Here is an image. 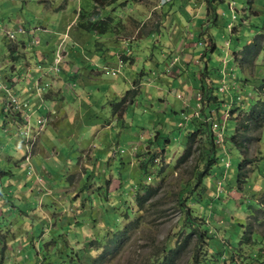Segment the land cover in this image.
<instances>
[{
  "label": "rangeland",
  "instance_id": "1",
  "mask_svg": "<svg viewBox=\"0 0 264 264\" xmlns=\"http://www.w3.org/2000/svg\"><path fill=\"white\" fill-rule=\"evenodd\" d=\"M211 1L0 0V264H94L138 217L103 264H150L171 238L175 264H264V125L241 124L264 101V35L251 61L248 46L264 0ZM84 17L109 31L84 30ZM26 100L42 109L29 116ZM196 122L218 157L188 202L207 244L185 242L179 200L209 147L200 128L179 162ZM144 185L158 191L142 209Z\"/></svg>",
  "mask_w": 264,
  "mask_h": 264
},
{
  "label": "trees",
  "instance_id": "2",
  "mask_svg": "<svg viewBox=\"0 0 264 264\" xmlns=\"http://www.w3.org/2000/svg\"><path fill=\"white\" fill-rule=\"evenodd\" d=\"M211 3L212 1L210 0V7H211ZM213 6V5H212ZM84 13H82L83 16ZM87 15V14H84ZM85 18V17H84ZM110 23L112 22L109 21ZM108 21L106 20H99V21H89L88 19H84L81 23L80 26L87 31H94L100 34H104L107 31H109V28L111 26V24H109ZM264 29V28H263ZM263 32L258 34L257 38L254 41H251L248 46L252 47V51L250 52V58L249 60L251 61L253 58H255L259 53L260 50L262 49V47H260L261 45V38L263 36ZM9 50L12 52L11 55L13 56V54L15 52H17L15 49L12 48V46L9 48ZM128 61V59H127ZM134 92V91H133ZM128 93H131L130 91H128ZM137 96V92H134V97L131 100V104L133 103L135 97ZM243 122H241L242 125L245 126V131H247L250 127L253 128H262V126L264 125V101H258L257 104H255L253 106V108L250 110V113L246 116L245 119L242 120ZM198 122H196L195 124H193L195 127L193 128L194 131L190 132L187 135V148L185 150V154L183 155V157L180 159L179 162H182V160H184L186 157L191 156L192 154V149H193V145L195 143V138L196 136L199 134V132L201 131L200 128H202V133H204L206 135L207 138V144L209 147H206L204 153H203V160L205 162V164L203 165V168H198L199 169V174H197L196 178L194 180L190 179V181L187 183L186 187L180 192L179 195V200L181 201L182 204V210L186 211L185 214V221H186V230H187V234H185V242L187 243V240L189 238H192L193 234H197L199 237V240H202L203 242H205L207 244L208 239H210V235H208V228H205V225L201 226V221L198 220L197 215L195 216L193 213L192 208L189 206V201L193 198V200L198 201L197 200V196L195 195V188L197 186L198 183H200L203 179L204 176H207L210 174V172L212 171L214 165L218 162V157L215 156V150H216V145H215V136L212 132V129L208 126L205 127L204 124H207V122H201L200 124H197ZM192 125V123H191ZM209 128V129H208ZM200 130V131H199ZM161 134V132H160ZM161 138V139H159ZM157 139H159V143L156 144V146H162V152L165 151V142L169 141L167 139H162V137H156V141ZM243 139H246L243 138ZM164 140V141H163ZM232 140L235 142L236 145H239V148H242V141L238 142L237 141V135L234 134L232 136ZM211 155V156H210ZM210 157V158H209ZM242 165L240 166V172L242 170ZM241 175V174H240ZM192 180V182H191ZM203 182V181H202ZM201 182V183H202ZM143 189V188H141ZM158 191V188L153 187L152 185H144V192L143 193H139L137 195V204L140 208H144L145 206H147V204L152 200V196L155 195V193ZM140 226V219L139 217L137 219H135L132 222L127 223L122 229H119L116 232H112L113 236L110 237L109 239V243L107 245L106 250L103 252V254L100 257H97L98 259H95L93 261L94 264H103L104 263V259L106 258L107 255L112 254V252H114L116 250V253L120 252L122 249V247L126 244V242L131 238V233H134L135 228L137 226ZM242 227V226H241ZM243 228V227H242ZM251 231L248 232V230H243V235L242 238L246 239V241L250 242L251 240ZM97 242H101V241H97ZM173 239H169L166 243V246H164V248L162 249V251H158L156 253L153 254V259L150 262V264H175L178 255H180L181 253V248H178L177 244H173ZM203 252L204 249L200 248ZM206 250V249H205ZM206 253V251H205ZM160 255V256H159ZM207 257L208 255L206 254V256L204 257V260H199L198 258H195L194 260V264H204L207 261Z\"/></svg>",
  "mask_w": 264,
  "mask_h": 264
},
{
  "label": "crops",
  "instance_id": "3",
  "mask_svg": "<svg viewBox=\"0 0 264 264\" xmlns=\"http://www.w3.org/2000/svg\"><path fill=\"white\" fill-rule=\"evenodd\" d=\"M206 1V3H207V8H208V10H209V7H210V5H209V3H210V0H205ZM211 6H212V4H211ZM212 8H213V6H212ZM59 32H61V31H59ZM50 33V32H49ZM55 34H57L58 33V31L57 32H54ZM58 34H60V33H58ZM61 36V35H60ZM58 41V39H56L55 41L54 40H50V41H47V45L49 46V48H52V46L56 43H58L57 42ZM9 48V47H8ZM57 48V47H56ZM56 48H55V50H56ZM55 50H53L52 51V55H45L44 53H41L40 51H39V56H44V57H49L48 59L49 60H55ZM46 52V51H45ZM45 61H46V59H45ZM17 61H15V63H16ZM41 62V60H39L38 61V63H40ZM2 63V62H1ZM0 63V64H1ZM32 65H33V63H27L26 64V66L24 67V69H26V70H30L31 68H32ZM0 66H2V65H0ZM7 69H9L10 70V72H12L13 73V75H15L16 73L18 74V77H19V80L21 81V82H23V76L25 75L22 71H18L17 72V70H14V68H12V66L11 67H8V66H6L5 67V71L7 70ZM2 74L4 73V72H1ZM9 73V72H8ZM7 73V74H8ZM5 74V76H6V73H4ZM27 74H31V73H27ZM32 75V74H31ZM31 75H29V76H31ZM5 78H7L8 80H10V82H11V79H12V77H10V76H8V77H5ZM12 83V82H11ZM16 84H18V83H16ZM13 85V84H12ZM7 86V85H6ZM14 86V85H13ZM8 88H9V86H8ZM13 88V90H14V87H12ZM24 94V93H23ZM26 103H27V106L26 107H28V112H30L28 115L30 116V114H31V116H33L34 114H37V111L38 110H40V109H42L41 107H42V103H39L38 104V106H36L37 104L36 103H34V104H32V103H30V101H27L26 100ZM55 122V121H54Z\"/></svg>",
  "mask_w": 264,
  "mask_h": 264
},
{
  "label": "built area",
  "instance_id": "4",
  "mask_svg": "<svg viewBox=\"0 0 264 264\" xmlns=\"http://www.w3.org/2000/svg\"><path fill=\"white\" fill-rule=\"evenodd\" d=\"M122 64H124V61L122 62ZM114 74H116L115 72H114ZM16 101V100H15ZM17 102H18V100H17ZM26 106H27V103L25 104Z\"/></svg>",
  "mask_w": 264,
  "mask_h": 264
}]
</instances>
